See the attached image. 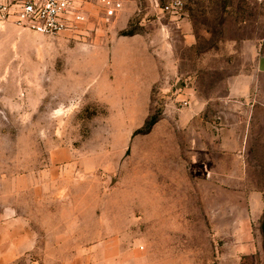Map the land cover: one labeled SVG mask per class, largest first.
I'll list each match as a JSON object with an SVG mask.
<instances>
[{"label":"rangeland","instance_id":"obj_1","mask_svg":"<svg viewBox=\"0 0 264 264\" xmlns=\"http://www.w3.org/2000/svg\"><path fill=\"white\" fill-rule=\"evenodd\" d=\"M85 11L0 25V264H264V1Z\"/></svg>","mask_w":264,"mask_h":264},{"label":"built area","instance_id":"obj_2","mask_svg":"<svg viewBox=\"0 0 264 264\" xmlns=\"http://www.w3.org/2000/svg\"><path fill=\"white\" fill-rule=\"evenodd\" d=\"M263 2L264 0H250ZM125 0H0V25H12L45 37H57L76 30L87 20L88 7L101 10L111 23L124 9ZM165 15L179 16L186 0H151ZM187 102L184 106H187Z\"/></svg>","mask_w":264,"mask_h":264},{"label":"crops","instance_id":"obj_3","mask_svg":"<svg viewBox=\"0 0 264 264\" xmlns=\"http://www.w3.org/2000/svg\"><path fill=\"white\" fill-rule=\"evenodd\" d=\"M254 73L257 76L264 77V52H261L258 55L257 59H256ZM244 85H245V82H244ZM251 88H252L251 86H246L245 85L243 88H241L242 92H240V94H242L244 96L250 95L251 92H252ZM257 94H258L257 98L261 102V105L264 106V91H263V88H260L258 90ZM261 196H262V194H255L254 201L251 203V206H250L251 214H252V216H254L255 220H258V222L263 221V219H264V201H263Z\"/></svg>","mask_w":264,"mask_h":264},{"label":"trees","instance_id":"obj_4","mask_svg":"<svg viewBox=\"0 0 264 264\" xmlns=\"http://www.w3.org/2000/svg\"><path fill=\"white\" fill-rule=\"evenodd\" d=\"M155 122H152L151 124L148 125V130L154 125ZM148 130H145L144 132H147ZM262 232L264 234V219H263V222H262Z\"/></svg>","mask_w":264,"mask_h":264}]
</instances>
